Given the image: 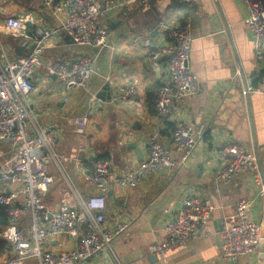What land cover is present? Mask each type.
<instances>
[{
  "label": "crops",
  "instance_id": "obj_1",
  "mask_svg": "<svg viewBox=\"0 0 264 264\" xmlns=\"http://www.w3.org/2000/svg\"><path fill=\"white\" fill-rule=\"evenodd\" d=\"M0 7L1 64L4 63L1 50L18 59L32 48L30 44L21 45V39L4 25L9 18L23 17L31 18L26 24L29 34L38 29L58 31L45 50L46 64L80 56L93 60L95 74L85 89L71 92L67 103L64 102L66 96L55 84V77L48 76L46 66L39 68L31 80L34 86L31 103L38 120L57 132L56 150L77 160L66 166V174L86 196L94 194L84 178L92 159L108 160L113 173L120 177L147 158L148 141L152 138L163 141L172 157L179 159L181 153L172 141V129L178 120L225 131V139H231L259 157L264 174V96L247 93L249 87L261 84L264 63L255 54L245 25L247 13L240 0H152V9L147 12L136 6H125L101 22L111 32L107 45L86 47L83 55L60 52L64 42L61 35L64 18L47 9L43 0L22 3L0 0ZM161 19L174 26L190 21L194 35L190 66L199 83L198 93L189 97L186 107L176 111L170 120L160 119L155 109L156 94L167 67L165 58H155V55L169 43L159 31ZM154 24L155 29H152ZM208 31L211 34L205 36ZM138 37L141 39L137 40ZM146 40H150V47L145 46ZM126 83L137 88L138 99L112 103ZM106 84H109L107 90ZM76 118L88 121L83 136L75 135L69 124ZM212 133H208V141L203 139L199 143L193 158L182 169L148 176L137 188L112 186L107 199V225L114 228L129 224L116 242L119 264H264V242L254 257L234 263L220 260L218 233L223 218L231 216L235 206L248 199L251 201L249 219L264 227V198L251 174L239 175L229 183L216 182L222 163L210 155L214 143H219ZM133 144L136 150L130 149ZM80 147L85 152H78ZM7 149L8 144L0 142V153ZM51 170L57 180L45 202L55 208L68 183L57 167L52 166ZM192 193L210 199L216 206L208 224V235L155 263L152 247L166 240L165 225L174 219L181 200ZM76 246L75 240L61 238L50 242L48 249L66 252ZM88 264L116 262L101 253Z\"/></svg>",
  "mask_w": 264,
  "mask_h": 264
},
{
  "label": "built area",
  "instance_id": "obj_2",
  "mask_svg": "<svg viewBox=\"0 0 264 264\" xmlns=\"http://www.w3.org/2000/svg\"><path fill=\"white\" fill-rule=\"evenodd\" d=\"M240 2L247 13L245 25L252 37L255 54L264 63V0ZM43 3L54 15L64 18L61 30L66 31L75 45L83 48L107 45L111 32L101 22L110 13L125 6H136L144 12L152 9V0H43ZM30 20L25 17L4 21L6 28L21 39V45L30 44L32 48L25 57L18 59L1 50L4 63H0V142L8 144V149L0 153V207L7 217V226L0 231V242L10 245L12 252L0 264H88L101 253L119 264L115 246L129 224L114 228L107 225V199L112 186L137 188L148 176L182 169L191 161L197 146L208 133L214 132L212 134L219 140L210 150L212 159L222 163L215 176L216 182L229 183L248 173L264 198V174L255 153L225 139L227 133L223 130H211L205 124L194 126L185 120L175 121L172 134V141L181 153L179 159L173 158L158 138L148 141L147 158L120 177L113 173L108 160L92 159L89 173L84 178L94 194H83L66 174V166L77 160L56 150L57 132L38 120L31 103L34 88L31 80L39 68L46 66L48 76L55 77V84L66 96L64 102L67 103L71 92L85 89L95 74L93 60L80 56L46 64L43 59L45 50L58 31L38 29L29 34L26 24ZM158 27L169 43L155 55V58L164 57L167 65L166 76L156 94L155 109L160 119L170 120L176 111L186 107L188 98L199 91L198 80L190 66L194 35L190 21L174 26L161 19ZM145 46H151L150 40L145 41ZM247 93L264 96V75L261 84L256 88L249 87ZM138 97L137 88L126 83L112 103L135 101ZM87 123L85 118L69 122L73 133L78 136L85 134ZM78 152L83 153L85 149L80 147ZM52 166L57 167L68 183L55 208L45 202L57 180ZM250 206L251 201L242 200L235 206L233 214L221 222L218 235L222 263L254 257L263 245L264 227L249 219ZM215 211L216 206L210 199L194 193L184 197L174 219L164 227L166 240L154 245L151 255L164 258L206 237ZM61 238L75 240L77 246L66 252L48 249L50 242Z\"/></svg>",
  "mask_w": 264,
  "mask_h": 264
},
{
  "label": "water",
  "instance_id": "obj_3",
  "mask_svg": "<svg viewBox=\"0 0 264 264\" xmlns=\"http://www.w3.org/2000/svg\"><path fill=\"white\" fill-rule=\"evenodd\" d=\"M16 1H18V3H22L24 0H16ZM21 16L22 15H20V17ZM151 28L155 29V24L153 26H151ZM209 30H211V29H209ZM61 33H62L61 34L62 37L64 38V42L66 43V44L64 42L62 43V47H61V51H60L61 53L75 52V53H77L79 55H83L85 53V49L83 47H81V46L75 45L74 42L70 39V37L67 35L66 31H62ZM210 34H211V32L208 31L205 34V36L210 35ZM108 88H109V84H106L105 90H107ZM135 146L136 145H134V144L132 145V147L130 145V149L133 148V149L136 150ZM220 230H221V226H219V231ZM152 260H154L155 263H157L159 258L154 256L152 258Z\"/></svg>",
  "mask_w": 264,
  "mask_h": 264
},
{
  "label": "trees",
  "instance_id": "obj_4",
  "mask_svg": "<svg viewBox=\"0 0 264 264\" xmlns=\"http://www.w3.org/2000/svg\"><path fill=\"white\" fill-rule=\"evenodd\" d=\"M175 130V125L172 129V133ZM208 134L204 137V139L206 141H208ZM100 160V159H98ZM7 226V217L6 214L4 213V210L2 207H0V231L4 230ZM12 252V248L10 245L4 243V242H0V256H6V258H8L11 255Z\"/></svg>",
  "mask_w": 264,
  "mask_h": 264
},
{
  "label": "rangeland",
  "instance_id": "obj_5",
  "mask_svg": "<svg viewBox=\"0 0 264 264\" xmlns=\"http://www.w3.org/2000/svg\"><path fill=\"white\" fill-rule=\"evenodd\" d=\"M24 18V17H23ZM76 184V183H75ZM58 194H59V192H58ZM6 258V256H0V262L2 261V260H4Z\"/></svg>",
  "mask_w": 264,
  "mask_h": 264
}]
</instances>
